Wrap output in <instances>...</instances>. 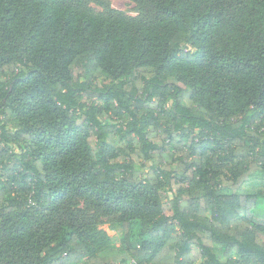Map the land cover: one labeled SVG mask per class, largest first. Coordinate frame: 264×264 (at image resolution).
<instances>
[{
    "label": "trees",
    "instance_id": "16d2710c",
    "mask_svg": "<svg viewBox=\"0 0 264 264\" xmlns=\"http://www.w3.org/2000/svg\"><path fill=\"white\" fill-rule=\"evenodd\" d=\"M92 1L0 0V264H264V0Z\"/></svg>",
    "mask_w": 264,
    "mask_h": 264
},
{
    "label": "rangeland",
    "instance_id": "374dc122",
    "mask_svg": "<svg viewBox=\"0 0 264 264\" xmlns=\"http://www.w3.org/2000/svg\"><path fill=\"white\" fill-rule=\"evenodd\" d=\"M100 3L92 1L89 6L96 11L111 10L116 13L128 16L136 17L140 13L133 0H98ZM16 152L18 149L14 148ZM148 170L142 169V175ZM242 194H258L257 206L259 209L264 210V175L255 174L249 182L243 185L241 189ZM100 229L105 231L107 235L112 239L114 246L118 247L120 244L121 233L118 230H112L109 224H103Z\"/></svg>",
    "mask_w": 264,
    "mask_h": 264
}]
</instances>
